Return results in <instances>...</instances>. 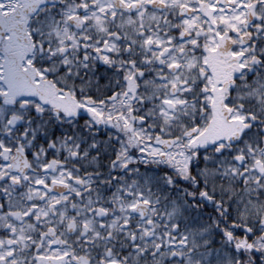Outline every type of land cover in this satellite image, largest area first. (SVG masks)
I'll return each instance as SVG.
<instances>
[{
	"label": "snow or ice",
	"instance_id": "snow-or-ice-1",
	"mask_svg": "<svg viewBox=\"0 0 264 264\" xmlns=\"http://www.w3.org/2000/svg\"><path fill=\"white\" fill-rule=\"evenodd\" d=\"M0 264H264V0H0Z\"/></svg>",
	"mask_w": 264,
	"mask_h": 264
}]
</instances>
